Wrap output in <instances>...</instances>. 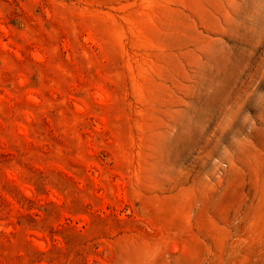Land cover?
<instances>
[{
    "label": "rangeland",
    "instance_id": "obj_1",
    "mask_svg": "<svg viewBox=\"0 0 264 264\" xmlns=\"http://www.w3.org/2000/svg\"><path fill=\"white\" fill-rule=\"evenodd\" d=\"M0 264H264V0H0Z\"/></svg>",
    "mask_w": 264,
    "mask_h": 264
}]
</instances>
